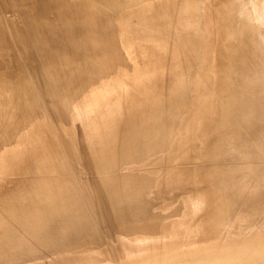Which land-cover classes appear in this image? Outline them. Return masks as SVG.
Listing matches in <instances>:
<instances>
[{
	"label": "rangeland",
	"instance_id": "1",
	"mask_svg": "<svg viewBox=\"0 0 264 264\" xmlns=\"http://www.w3.org/2000/svg\"><path fill=\"white\" fill-rule=\"evenodd\" d=\"M194 1L106 29L113 56L65 54L52 80L0 0L6 64L27 65L0 76V264H264V0ZM119 57L113 87L73 93Z\"/></svg>",
	"mask_w": 264,
	"mask_h": 264
},
{
	"label": "bare ground",
	"instance_id": "2",
	"mask_svg": "<svg viewBox=\"0 0 264 264\" xmlns=\"http://www.w3.org/2000/svg\"><path fill=\"white\" fill-rule=\"evenodd\" d=\"M44 1H42L43 5L48 0L45 2ZM51 1L53 2V4L51 2H49L46 4V6L48 4H52V7H55V5H56V7H55L56 11L55 12H58V13L55 14V16L54 15L52 16L53 12L52 13L50 12L51 14L48 13V10H49L48 8H51L49 5H48V8H45L46 6L44 7L46 10L48 9L46 12V11L36 10L35 5L36 6L38 5L39 6V7L37 6L38 8H40V6H42V5H39L37 3L34 4L32 2L31 4L30 3L28 4V2L26 0H17V1L15 0V4L18 7L17 8V11H18L17 15L19 16L18 17L19 20L21 18V20L23 22L22 23L23 24L22 27L24 28L23 34L27 39L26 41H28V43H29L28 46L31 49V52H32L31 54H33L34 58L39 63L40 62L43 63V65H41V66H43V68L45 67L44 70L48 74V78L55 77V73L52 70V64L56 63L61 58H63L65 56V54L66 55H68V54L77 55V54H82L84 52H85V54L86 53L91 54V53H99V52H101V50H106V52H108L109 54L111 53L113 56V54H115V52L112 49H108V47H107L108 43H106V41H101L103 36L106 34V33L104 34L106 29H108V31L110 29V31H111V27H113V29H114V26H117L119 23H121V21H123L122 22V24H123L124 22L132 20V19H133L132 21L135 22L136 20L139 21L141 17L149 18L152 15V13H159V14H161V16L164 20L169 21V18H171V16L173 15L174 12H173V10L172 11L169 10V11H171V12H169L168 10H166V7L164 9L163 5L165 3H168V4L172 3V5L169 4L170 8H172L171 6H174V7L176 6L179 9V12H181V11L184 12V10H186V8H185L187 6L186 4L188 3L189 0H163V1L159 0L160 2H157V3L155 0H51ZM39 2L40 1H38V3ZM57 4H60V6H57ZM204 4H208V3L205 2ZM226 5H227V3L224 4V6H226ZM58 7L61 9H59ZM55 8H54V10H55ZM57 9H59V10L57 11ZM167 9H169V6H167ZM178 9H176V10H178ZM174 11H175V9H174ZM88 15L93 17V18L92 19L90 17L86 18V16H88ZM89 18L91 19V21ZM86 19H87V21H86ZM88 21H89V25H88ZM132 25L136 26L135 23H132ZM107 27H109V28H107ZM92 35H94V36L92 37ZM115 36H116V34H115ZM1 37L5 38L6 37L5 33H2ZM78 41L79 42L82 41L81 45L78 43L79 45H77V47H78L77 49L76 48L74 49L75 45L73 47L71 46L75 50V51H72L73 49H71L70 44H73V43L76 44ZM19 42L21 45V43H23L25 41L21 40ZM24 47H26V46H24ZM65 47H67V49ZM63 48H65L66 51L63 53L60 52L61 54H59L60 49L62 51H64ZM68 48L71 49L72 52L68 53L69 52ZM7 49L8 50L10 49V47H8L7 44H5V43L0 44V59H1L0 60V76L3 80L1 78L0 79L2 81L15 78L16 75L19 74L17 71L19 69H20V71H22L23 70L22 67L27 66V65L26 66L23 65L22 60L20 62L18 60H14V62H12V65H7L6 63L9 61L8 57L6 56V54L9 56V52ZM21 49L23 50L24 48H21ZM67 50H68V52H67ZM6 51L8 53H6ZM25 53L27 54V52H25ZM57 53L59 55H57ZM26 54H23L24 56H22L23 57L22 59L24 61H25V57L27 55L30 56V54H27V55ZM10 55H11V53H10ZM82 55H84V54H82ZM119 58H120L119 61H105V62L103 61L102 65L99 67V70H95V73L93 74L94 76H92L90 78L78 76V77H75L74 79H72L71 82L73 84H75L74 85L75 92H73V93L74 94L80 93L79 92L80 90H82L83 94L88 93V92L98 93L103 89L113 87L114 84L119 82V79H120V78H117V76L113 77V75L117 72H120V71H122L121 72V75H122L129 68L128 64H125L124 60H121V57H119ZM27 61L28 62L31 61L30 58L27 59ZM8 63H10V62H8ZM26 63L27 62H25V64ZM28 66H29V64H28ZM31 66H32V64H31ZM43 68H41V69L43 70ZM15 71H16V74H15ZM98 78L104 79L105 83L102 85H99L96 82V79H98ZM121 78H122V76H121ZM52 80H53V78H52ZM167 80H168V78H167ZM154 83H155V80H154ZM162 83H164V82H162ZM156 85H157V83H156ZM146 86H148V85H146ZM146 86H144V89ZM152 86L155 87L154 85H152ZM167 86H169V85H167ZM157 87H159V86H156V88ZM148 88L149 87H147V90L146 89L145 90L148 91ZM161 89H163V88H161ZM158 92L161 93V90H158ZM148 93H149V91H148ZM157 93H155L154 96H157ZM158 98L156 97L155 100L156 101L159 100ZM83 99H84L83 95L82 96L81 95L80 96L74 95V97H73L74 103L76 102V104H77V102H80V105L83 104ZM153 100H154V97H153L152 101ZM155 100L153 101L154 103H155ZM76 107H77V105H76ZM255 116H256V114H255ZM246 228H248V227H246ZM197 262H199V261H197ZM169 264H171V263H169Z\"/></svg>",
	"mask_w": 264,
	"mask_h": 264
}]
</instances>
